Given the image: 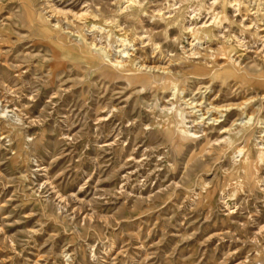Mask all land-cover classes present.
<instances>
[{
	"label": "rangeland",
	"instance_id": "374dc122",
	"mask_svg": "<svg viewBox=\"0 0 264 264\" xmlns=\"http://www.w3.org/2000/svg\"><path fill=\"white\" fill-rule=\"evenodd\" d=\"M44 1L0 0V264H264L255 236L264 226V59L250 68L254 58L244 57V70L263 78L250 85L177 62V79H138L110 68V56L149 66L184 59L185 26L204 22L212 0H70L103 28L75 37L39 20ZM184 98L204 108L214 98L253 102L221 125L208 115V138L182 141L184 132L201 136L205 112ZM236 119L262 162L249 187L238 155L215 140Z\"/></svg>",
	"mask_w": 264,
	"mask_h": 264
},
{
	"label": "bare ground",
	"instance_id": "6f19581e",
	"mask_svg": "<svg viewBox=\"0 0 264 264\" xmlns=\"http://www.w3.org/2000/svg\"><path fill=\"white\" fill-rule=\"evenodd\" d=\"M28 1L29 2L27 3L29 5L31 3L35 4L34 0ZM261 1L262 0H259L258 3L254 1L249 4H244L242 3L243 1L241 2L240 0H230L229 2L227 1L228 5L226 6V4H222L219 0H212V2L210 3L211 7H208V16L204 22L195 25L191 23L185 26L186 32L191 34V40L189 41L188 49L184 48L185 56H183L184 59L181 58L182 60H175L177 56L175 57V55L173 54L174 56L169 55L167 59H162L163 61L161 62L163 63V66H149L142 61L137 62L138 58L129 59L125 57L123 59H118L112 58L110 56L111 59L109 67L114 69L115 71L119 70L124 74L136 76L138 79H144L145 77L142 76V72L148 71V74H150V79L151 77H154L155 80L157 78H161L162 81H164L167 78L177 79L178 76H176V74L179 75L178 73L180 71H173L171 69V67L174 66V64L177 62V64H179L181 67L190 69L192 68L195 70H202V65L208 66V69H206L207 73L212 75V78L214 80H219L223 84L227 83L234 74H237L238 80H242V83L244 84L250 85L253 80L261 82L263 78H255L254 76H251L248 72V69L244 70V67H242L244 57H246L247 59L254 58L249 63L250 68H258L259 64L257 63V59H264V3H262ZM44 2L45 4L43 5L41 12L39 13V20H41L43 24L47 26L53 33H61L69 37H75L76 32L82 31L91 35V33L96 32V30H103V28L97 27L93 23H88L89 18H96V16H93V14L91 13L92 11H90L89 6L82 7V9H80L79 11H74L70 8L71 6L68 5L70 4V0H59L56 2H53V0H45ZM229 8L232 9L234 15L230 16ZM160 11L161 10H159L157 13H160ZM168 14L171 15L172 13ZM155 15L161 16L164 19H171V16L169 15ZM237 17L242 18L239 23L240 28L242 29L241 34L235 32L233 28V22L236 21L235 18ZM214 42L218 43L216 45V48L213 46ZM232 45H234L233 47L235 49L233 51L232 48H230V46ZM122 46L124 47V45ZM220 53L225 56L222 64H220V61H218ZM240 53H243V55H241ZM208 58L212 59L213 61L211 63L207 62ZM157 73L161 75H158ZM260 98L264 99V96ZM255 99L257 100L258 97L251 100L255 102ZM215 100L216 98L209 102L208 107L204 108L202 103H199L196 100L189 102V99L184 98L182 102L186 105L187 109L191 110L192 113L197 114V112H205L204 114L202 113L203 115H201V117H199L201 119L198 123L196 120L192 122L194 125L195 123H197L198 126H200L199 129L201 128V136H199L196 132H184L181 135L182 141H188L191 138H208L207 133L209 127H207V129L205 127L207 125L206 119H209L207 118L208 115H210L211 117L210 120L213 121V126L215 123H220L221 125L220 119L225 117V120L223 122H225L226 120L230 121L233 111L240 110L242 115H246L250 110L248 109V107L250 106L249 104L253 102L246 101L245 103L238 104L237 106L229 105L226 107H222L216 105L214 103ZM250 115L251 119L254 118V110H252ZM236 121L237 119L233 121L229 127L222 128V132L219 133L221 134L220 137L215 140L217 144L226 149L225 152H227V155H238V159L234 161L233 164L236 169H238L241 177H243L246 181V185L249 187L251 180L257 179V175L261 173L262 162H260V164H257L253 160L252 150L249 144L250 138L246 133H243V129L238 130L239 128H235V126H237ZM261 137L262 138L259 137L260 147H258V149L261 151L263 155L262 161H264V137ZM260 183L261 184L259 190L264 195V177L262 178V181ZM196 198H201L199 193L197 194ZM64 201V199H61V202ZM255 236H261L264 238V226L258 229V231L255 233ZM244 263L245 262H240L238 264Z\"/></svg>",
	"mask_w": 264,
	"mask_h": 264
}]
</instances>
